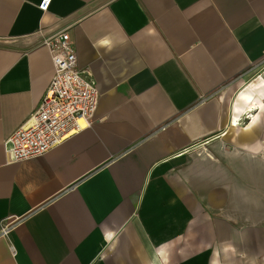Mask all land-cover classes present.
<instances>
[{"label":"crops","instance_id":"obj_1","mask_svg":"<svg viewBox=\"0 0 264 264\" xmlns=\"http://www.w3.org/2000/svg\"><path fill=\"white\" fill-rule=\"evenodd\" d=\"M41 2L0 0V264H67L63 142L22 162L6 146L55 74L39 40L59 27V0Z\"/></svg>","mask_w":264,"mask_h":264},{"label":"built area","instance_id":"obj_2","mask_svg":"<svg viewBox=\"0 0 264 264\" xmlns=\"http://www.w3.org/2000/svg\"><path fill=\"white\" fill-rule=\"evenodd\" d=\"M50 2L42 0L39 7L47 11ZM40 35L39 41L49 47L53 56L55 74L30 119L12 132L6 141L7 150L15 162L44 155L63 142L59 27L48 34L41 32Z\"/></svg>","mask_w":264,"mask_h":264}]
</instances>
